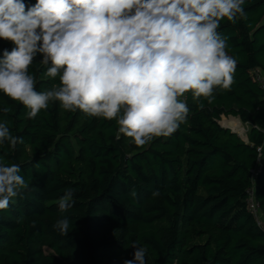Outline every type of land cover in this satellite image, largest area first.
Instances as JSON below:
<instances>
[{"label":"trees","instance_id":"trees-1","mask_svg":"<svg viewBox=\"0 0 264 264\" xmlns=\"http://www.w3.org/2000/svg\"><path fill=\"white\" fill-rule=\"evenodd\" d=\"M244 9L246 19L220 26L239 61L232 90L202 109L186 93L188 123L143 148L116 139L114 121L59 103L30 120L0 93V108H11L0 119L24 140L0 154L30 182L0 210V264H123L133 259L134 240L147 247L146 264H264V88L252 75L264 72V0H245ZM10 47L0 41V49ZM30 67L37 90L58 82L43 77L38 62ZM228 116L250 125L245 137L221 124ZM68 187L76 203L60 213ZM64 216L67 236L53 228Z\"/></svg>","mask_w":264,"mask_h":264},{"label":"clouds","instance_id":"clouds-1","mask_svg":"<svg viewBox=\"0 0 264 264\" xmlns=\"http://www.w3.org/2000/svg\"><path fill=\"white\" fill-rule=\"evenodd\" d=\"M244 5L245 0H0V41L11 45L0 49V93L21 103L30 120L59 103L66 112L114 121L116 139L143 148L188 123L186 93L202 109L217 93L232 90L239 61L220 26L246 19ZM37 62L43 77L58 82L37 90L30 67ZM10 112L0 108V114ZM23 143L0 119V149ZM29 188L21 166L0 154V210ZM75 191L64 190L60 213L74 207ZM129 195L136 198V190ZM53 228L67 236L70 220L59 218ZM131 247L133 259L123 264H146L147 247L136 240Z\"/></svg>","mask_w":264,"mask_h":264},{"label":"rangeland","instance_id":"rangeland-1","mask_svg":"<svg viewBox=\"0 0 264 264\" xmlns=\"http://www.w3.org/2000/svg\"><path fill=\"white\" fill-rule=\"evenodd\" d=\"M253 75H255V77L258 75H260L261 79L264 81V72L260 71V72H253ZM233 116H228V117H223L221 120V124L223 126L226 127H230L231 129L235 130L239 135L245 137L248 133V131L250 130V125L247 123H243L242 121H240L239 119H231ZM234 118H239V117H234ZM225 119H230L228 121H226L224 124L222 123L223 120ZM45 250L47 252H51V249L46 247Z\"/></svg>","mask_w":264,"mask_h":264},{"label":"built area","instance_id":"built-area-1","mask_svg":"<svg viewBox=\"0 0 264 264\" xmlns=\"http://www.w3.org/2000/svg\"><path fill=\"white\" fill-rule=\"evenodd\" d=\"M260 72L259 70H255V71H253V72ZM252 75H253V73H252ZM253 77H254V79L257 81V82H259L260 84H261V86L264 88V81L260 78L261 76L260 75H258V77L256 76L255 77V75H253ZM258 151L260 152V156H263V149L262 148H259L258 149ZM248 205H249V209H250V211L256 216V218H257V220L259 221V222H261L260 221V215H261V212H260V209H259V205H258V203L254 200V198H253V196H251L250 198H249V200H248Z\"/></svg>","mask_w":264,"mask_h":264},{"label":"water","instance_id":"water-1","mask_svg":"<svg viewBox=\"0 0 264 264\" xmlns=\"http://www.w3.org/2000/svg\"><path fill=\"white\" fill-rule=\"evenodd\" d=\"M240 119V118H239ZM240 121H241V119H240ZM224 127H226V126H224ZM226 128H229V129H231L230 127H226ZM233 132H235V133H237L235 130H233V129H231Z\"/></svg>","mask_w":264,"mask_h":264},{"label":"bare ground","instance_id":"bare-ground-1","mask_svg":"<svg viewBox=\"0 0 264 264\" xmlns=\"http://www.w3.org/2000/svg\"><path fill=\"white\" fill-rule=\"evenodd\" d=\"M240 120V119H239Z\"/></svg>","mask_w":264,"mask_h":264}]
</instances>
